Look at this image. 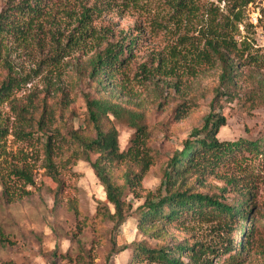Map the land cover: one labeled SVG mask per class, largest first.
<instances>
[{"label": "rangeland", "instance_id": "374dc122", "mask_svg": "<svg viewBox=\"0 0 264 264\" xmlns=\"http://www.w3.org/2000/svg\"><path fill=\"white\" fill-rule=\"evenodd\" d=\"M19 1L0 0V11ZM235 1L197 0L195 10L176 14L173 0H31L41 5L39 22L5 39L1 52L0 85L10 69L19 86L0 105V127L7 131L0 141V230L5 237L0 240V264H154L144 256L137 261L130 245L223 246L227 236L212 219L164 225L163 237L140 228L134 217L115 227L103 218L106 206L113 211L105 188L83 160L60 169L65 188L58 205L51 194L56 184L45 163V139L35 121L45 107L54 117L51 128H78L86 111L82 96L96 93L84 63L119 42L124 50L134 46L131 59L114 81L106 80L100 88L124 108L145 116L151 145L159 154L141 182L140 196L128 193L132 212L149 192L152 197L159 194L166 162L208 116L223 120L220 141L257 139L264 133V0H250L241 20L233 23L235 55L241 60L257 56L251 61L258 62L243 68L235 99L215 96L220 68L204 49L203 32L212 16L223 21ZM112 120L120 149L126 150L134 129L127 117ZM248 156L223 168L225 176L235 177V189L224 177L213 176L204 187L195 186L208 194L226 188L223 194L230 202L239 196L235 190L251 193L255 231L249 249L234 261L219 249L212 264H264V156ZM69 201L77 203L79 215L69 210ZM240 235L233 236L237 244ZM181 261L191 264L186 256Z\"/></svg>", "mask_w": 264, "mask_h": 264}, {"label": "trees", "instance_id": "16d2710c", "mask_svg": "<svg viewBox=\"0 0 264 264\" xmlns=\"http://www.w3.org/2000/svg\"><path fill=\"white\" fill-rule=\"evenodd\" d=\"M250 0H236L234 9L230 10L224 20L212 16V22L205 28L204 49L212 64L220 68L219 85L215 96L233 100L239 95L243 75L247 65L258 64L250 56L244 60L235 55L237 48L233 36L234 21H240L243 8ZM40 4L34 6L31 0H20L0 11V65L1 52L5 39L23 34L29 27L39 22ZM176 14H185L195 10L197 0H173ZM237 9V10H236ZM233 17H231V15ZM234 19V20H233ZM133 43V40H132ZM133 45L124 50L119 42L110 43L104 50L98 51L88 58L87 76L93 80L92 88L96 92L83 95L86 111L83 123L78 128L68 129L56 126L51 128L54 117L45 107L35 121L37 131L43 133V151L46 167L49 169L56 187L51 190L55 202L59 205V197L65 188L64 178L60 169L69 170L77 161L87 162L105 188L107 204L103 218L119 227L129 218L134 217L137 225L154 234L163 237L164 225H178L185 221L212 219L219 223V232L223 233V246H204L203 244L186 245L184 243L164 245L159 248H148L132 244L134 257L142 261L144 256L154 264H184L181 261L186 256L191 264H212L221 249L228 255L230 261L239 260L249 249L255 231L253 219V203L250 191L239 192L237 200L231 202L220 188L212 194L198 192L196 185L205 186L209 177L225 178L227 185L234 188L235 177L225 176L223 168L235 163L246 153L249 158L264 156V133L255 140L239 139L236 141H220L217 133L223 124L222 119H212L208 116L200 129H195L192 137L187 139L182 150L174 154L166 162L164 182L159 188V194L152 197L149 192L145 201L132 212L133 206L128 201V193L134 197L150 167L157 161L159 154L151 145L152 132L142 113L124 108L112 97L104 95L100 87L105 81H114V75L119 68L125 66L131 59ZM232 56V57H231ZM19 80L8 70L7 78L0 85V105L7 102L9 96L19 86ZM102 92V94H99ZM127 117L134 129V136L126 150L120 149L119 131L112 120ZM7 131L0 127V141ZM165 194H161L162 189ZM154 195V194H153ZM69 210L79 215L78 205L69 201ZM252 217V218H251ZM240 232L239 244L234 240V234ZM221 239V240H222ZM0 240L5 237L0 230ZM177 254L178 258H173Z\"/></svg>", "mask_w": 264, "mask_h": 264}]
</instances>
